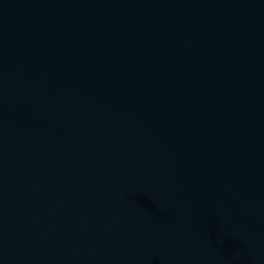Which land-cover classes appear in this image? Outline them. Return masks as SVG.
<instances>
[{
  "label": "water",
  "instance_id": "1",
  "mask_svg": "<svg viewBox=\"0 0 264 264\" xmlns=\"http://www.w3.org/2000/svg\"><path fill=\"white\" fill-rule=\"evenodd\" d=\"M0 264H264V0H0Z\"/></svg>",
  "mask_w": 264,
  "mask_h": 264
}]
</instances>
